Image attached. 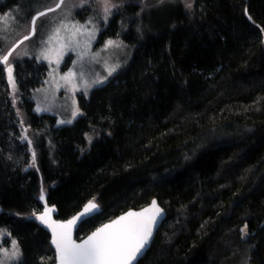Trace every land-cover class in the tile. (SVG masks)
I'll return each instance as SVG.
<instances>
[{"label":"trees","instance_id":"obj_1","mask_svg":"<svg viewBox=\"0 0 264 264\" xmlns=\"http://www.w3.org/2000/svg\"><path fill=\"white\" fill-rule=\"evenodd\" d=\"M177 1L156 23L124 32L128 66L79 98L69 126L35 113L28 98L44 64L15 63L16 107L0 64V228L19 245L17 264L54 262L32 215L41 190L57 219L99 206L77 240L157 200L166 217L137 264H264V0H190V10ZM124 7L99 41L140 8ZM87 134L99 137L81 153Z\"/></svg>","mask_w":264,"mask_h":264},{"label":"snow or ice","instance_id":"obj_2","mask_svg":"<svg viewBox=\"0 0 264 264\" xmlns=\"http://www.w3.org/2000/svg\"><path fill=\"white\" fill-rule=\"evenodd\" d=\"M174 0H156L155 7L164 5L165 3H172ZM64 5V0H57L54 7L49 6L46 11L54 12L56 9H60ZM88 5L92 7L95 5L94 10L98 11L100 18L103 21H107L113 14V9H118L120 5L116 4L114 0H79V3L73 5V7H84ZM184 6L187 9L192 8L190 0H184ZM143 10V9H142ZM45 12H37L31 18V31L28 35L23 37L24 40H28L30 35L35 33V22L37 17L44 16ZM71 15V11L66 13L64 19H61L59 23L52 28L46 40L42 41L45 46L42 47L36 55V59L43 58L48 61L49 64H59L66 51L71 50L77 53L78 58L83 60L86 56H89L91 49V42L95 38L97 31L96 25L93 23L92 18H89L85 24L74 22L68 19ZM245 15L248 20L251 21L252 17L248 15L245 8ZM14 14L10 11L0 15V22H5L12 19ZM91 24V28L87 25ZM260 28V25H256ZM139 31V29H138ZM260 31L264 33V28H260ZM115 45L120 47L121 44L117 41L108 40L105 43V49ZM16 45H13L6 53L0 54V64H3L5 71L8 75V84L15 92L16 83L13 79V68L10 62V57L13 54V50ZM24 55H28L24 52ZM99 53L91 54L90 59L98 62ZM73 63H76L75 61ZM119 64L109 65L105 61L106 76H94L91 81L84 78V74H79V83L77 82V73L71 69L64 73L60 79L65 85L71 87L73 90L78 89L81 85L84 88V95H87L88 89L97 85H102L108 77L112 76L118 68ZM51 75V73H50ZM57 87L60 85L57 84ZM13 103L15 100L13 99ZM75 103V102H74ZM37 111L41 109L37 107ZM46 110V109H45ZM79 113L78 108H73L72 116L75 118ZM64 123L65 121H60ZM69 120L67 123H71ZM26 131V129H25ZM21 139L27 140V136H22ZM31 145V141H28ZM33 162H35V152H33ZM189 159V157H185ZM39 199L43 201L45 199L43 190H41ZM97 205L92 201L84 206V210L73 216L67 221H56L50 216V213L54 211V208L44 207L43 212L37 214L33 212L35 216L42 224H44L51 231V244L55 247V260L56 264H134L138 257L144 255L145 249L149 246V242L153 236V230L158 223V219L162 218V209L158 206L154 199L150 206L143 208L140 211H128L124 215L119 216L115 220L109 223L102 224L94 232H92L87 239L76 242L72 238V230L78 220H81L86 214H89L93 210L97 209ZM247 225L240 229V238L244 240L248 235L246 231ZM6 230L0 229V236L4 235ZM9 237L10 233L7 234ZM20 249L15 239L11 240V250L0 247V264H11L20 256Z\"/></svg>","mask_w":264,"mask_h":264},{"label":"rangeland","instance_id":"obj_3","mask_svg":"<svg viewBox=\"0 0 264 264\" xmlns=\"http://www.w3.org/2000/svg\"><path fill=\"white\" fill-rule=\"evenodd\" d=\"M56 2L57 0H0V15L10 11L14 14L12 19L0 22V40L2 41V45L5 49L1 54L6 53L14 43L29 34L32 14L46 11L49 6L54 7ZM114 2L120 5V7L118 9H113V14L105 22L100 18L98 11L94 10L95 5L92 7H89L88 5H85L84 7H73V5L79 3V0H64V5H62L60 9H56L54 12H48L44 16L37 18L35 22V33L33 36L28 40L23 41L13 51L12 56L9 58L12 63L14 81V65L18 61L30 59L36 63H42L46 66V76L42 85L35 90H32L28 98L33 103L34 112L37 114L53 116L57 127L69 126L81 115V110L79 108L80 97L87 100L92 89L102 86L109 81L114 74L120 72L128 66L132 58L133 46L130 42L124 39V32L126 33L129 28H132L136 32H140L141 25L147 27L148 25L156 23V21L159 20L167 11L171 10V8L175 6L178 1L174 0L172 3H165L159 7L154 6L156 5V0H114ZM131 3H136L140 6V8L137 9V14H135L133 18L130 17L128 22L122 26V29H120L115 36L107 37L99 41L100 33L108 28L109 21L112 16L116 12H120L125 5ZM68 11H71V15L68 16L69 20L79 22L83 25L89 20V18H92L93 23L96 25L97 31L95 38L91 42L89 56L80 60L76 52L68 50L65 52L58 65L56 63L49 64L48 61L43 58L37 60V53L45 46L42 44V41L47 39L52 28L55 27L61 19L65 18ZM91 26V24L87 25L89 28H91ZM108 40L117 41L121 44V46L116 47L113 45L105 49V43ZM24 52H27L28 55H24ZM94 53H99L98 62L90 59L91 54ZM74 61L76 63H73ZM105 61H107L109 65L119 64L120 67L115 73H113L112 76L108 77L102 85L89 88L87 95H84V88L82 85L78 89L73 90L71 87L65 85L60 79V77L70 69L77 73L76 79L78 83L79 74L81 72L84 74V78L88 81H91L93 77L97 75L106 76ZM6 82L9 87L12 104L16 107L20 102L19 90L16 86V90L13 92L8 84L7 72ZM57 84L60 86L57 87ZM13 99L15 100V103H13ZM37 107L41 110L37 111ZM74 107L79 109V113L75 118L72 116ZM69 120L72 122L67 123ZM60 121L65 122L61 123ZM21 127L22 126L20 125V128ZM21 129L23 132L20 134V140L22 142H27L28 147L30 148L28 143L29 139H21L22 136H27L26 131L28 128L23 127ZM98 137V135L94 136L93 134H87L85 136V146L81 150V153L86 152L91 144L98 139ZM0 229L5 230L3 228ZM7 234L8 233L5 232L4 235L0 236V247L11 250V240L14 238L11 236L9 237ZM19 261L20 256L17 260L12 261L11 264H17Z\"/></svg>","mask_w":264,"mask_h":264},{"label":"water","instance_id":"obj_4","mask_svg":"<svg viewBox=\"0 0 264 264\" xmlns=\"http://www.w3.org/2000/svg\"><path fill=\"white\" fill-rule=\"evenodd\" d=\"M42 12H45V13H48L47 11H42ZM36 15V14H35ZM40 17V16H39ZM38 18V17H37ZM37 20V19H36ZM31 27H32V25H30V31H31ZM30 33V32H29ZM33 36V34L32 35H30V37H32ZM29 37V38H30ZM23 41H25L24 39H23V37L20 39V40H18L16 43H14L13 45H16V47L14 48V50L23 42ZM13 45L10 47V48H12L13 47ZM9 48V49H10ZM13 50V51H14ZM45 197V196H44ZM154 199H152L151 200V202L153 201ZM39 201H40V203H41V205H42V207H43V209H42V211L41 212H43V210H44V207L45 206H47V207H49V208H54V211L53 212H51L50 213V216H51V218L53 219V220H56V221H67V220H69V219H71L73 216H76L78 213H80V212H82L83 210H84V206L86 205V204H88V203H86L78 212H76L74 215H72L71 217H69V218H67V219H65V220H61V219H57L56 218V215H57V211H56V209H55V207L54 206H49V205H47V203H46V201H45V199L43 200V201H41L40 199H39ZM151 202L148 204V205H146V206H144V207H142V208H140V209H138V210H127V211H125V212H123V213H121L120 215H118V216H116L115 218H113L112 220H115L116 218H118L119 216H121V215H124L125 213H127L128 211H140L141 209H143V208H147V207H149L150 206V204H151ZM156 202H157V200H156ZM94 203V202H93ZM96 204V203H95ZM157 204H158V202H157ZM97 205V204H96ZM98 206V205H97ZM158 206L163 210L162 211V218H159L158 219V223H157V225H156V227L154 228V230H153V236H152V239L150 240V242H149V246L145 249V252H144V255L146 254V252L148 251V249L150 248V246H151V243H152V241H153V238H154V236H155V233H156V231L159 229V227L161 226V224L163 223V221H164V219H165V217H166V213H165V211H164V209L158 204ZM99 210H100V208H99V206L97 207V209H95V210H93L92 212H90L89 214H86L81 220H78L77 221V223H76V225L73 227V230H72V238L76 241V242H80V241H82V240H84V239H87V237L92 233V232H94L95 230H93L92 232H90L88 235H86L85 237H83V238H81V239H79V240H77L76 238H75V236H76V232H77V230H78V228H79V225L81 224V223H83L84 221H86L87 219H89V218H91V217H93V216H95V215H97L98 213H99ZM112 220H110V221H112ZM110 221H108V222H105L104 224H106V223H109ZM35 222H36V224L41 228V229H43L48 235H49V245H50V248L52 249V251H53V253H54V262L52 263V264H56V260H55V247L51 244V238H52V235H51V231L44 225V224H42L39 220H37V219H35ZM101 226V225H100ZM99 226V227H100ZM143 255V256H144ZM143 256H141V257H138V259H137V261H134V264H137V262L143 257Z\"/></svg>","mask_w":264,"mask_h":264}]
</instances>
